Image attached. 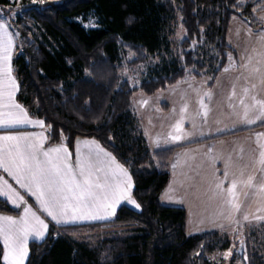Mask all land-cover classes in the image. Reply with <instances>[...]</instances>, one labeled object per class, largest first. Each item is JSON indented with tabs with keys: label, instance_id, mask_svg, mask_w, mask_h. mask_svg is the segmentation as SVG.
Listing matches in <instances>:
<instances>
[{
	"label": "trees",
	"instance_id": "obj_1",
	"mask_svg": "<svg viewBox=\"0 0 264 264\" xmlns=\"http://www.w3.org/2000/svg\"><path fill=\"white\" fill-rule=\"evenodd\" d=\"M263 5L264 0H0L18 36L13 68L19 103L44 121L50 144L72 150L85 137L110 151L130 172L140 206L135 211L123 205L108 222L53 226L43 241L29 243L26 264H215L210 256L231 248L219 231L189 235L186 210L162 202L177 147L151 148L132 100L188 79L214 82L237 57L227 38L231 22L240 19L264 32L257 17ZM178 15L184 35L177 55L136 86L123 79L121 71L170 54L178 43ZM0 211L21 213L1 197ZM121 226L131 227L128 235H115ZM102 228L113 229L112 236L73 239ZM239 250H233L232 264ZM252 253L247 264H264V253ZM2 256L0 243V264Z\"/></svg>",
	"mask_w": 264,
	"mask_h": 264
},
{
	"label": "crops",
	"instance_id": "obj_2",
	"mask_svg": "<svg viewBox=\"0 0 264 264\" xmlns=\"http://www.w3.org/2000/svg\"><path fill=\"white\" fill-rule=\"evenodd\" d=\"M257 16L264 22V5L257 11ZM0 23L7 24L12 35V45L7 52L0 44V113L13 111L32 122L14 128L0 127V136L28 137V140L21 143L42 145L41 152L61 148L63 151L60 153L50 154L53 157L59 156L77 172L81 160L90 154L95 157L99 153V167L104 171L97 175L101 183H105L106 176L110 185L107 199L102 198L104 190H98L101 201L95 206L89 205L91 215L85 212L79 219L72 220L70 213L68 217H58L61 222H57L48 215L36 196L16 183L14 174L0 167V190L11 189L9 196L0 197L21 211L19 215L0 211V217L26 221L16 226L17 229H28L26 240L23 233L13 237L16 243L22 242L27 249L23 260V264H26L29 243L43 241L53 226L61 228L108 222L115 219L118 209L123 205L135 211H140V207L133 197L134 182L130 172L97 140L79 137L72 150L65 143H49L44 121L31 116L17 100L19 85L13 59L18 40L14 39L15 34L4 19L0 18ZM227 38L237 55L233 59L237 69L230 70L226 74L228 76L218 78L221 73L213 86L208 77L183 81L153 96L139 98L135 106L144 136L153 150L177 147L170 162L171 180L162 195V202L170 207L185 209L187 222L195 215L200 224H217L213 229L225 227L227 223L241 222L237 220L245 216H255L264 206V163H261V153H264V119H257L261 106L256 105L253 99L264 101V32L253 31L241 20L234 19L229 26ZM0 41H3L2 36ZM5 56L8 57L7 61ZM6 70H10L8 75H3ZM8 76L15 82L14 88ZM8 92L12 93L11 100H8ZM5 104L19 107L9 109ZM247 120L255 122L247 123ZM7 143L11 142L0 141V146ZM233 181L237 186L229 194L228 189ZM12 191L22 199L13 196ZM26 208L31 209L27 214ZM92 216L102 218L93 219ZM37 217L47 225L46 231L37 222ZM39 232L43 235H37ZM195 233L193 231L188 234ZM0 243L3 246L2 262L8 264L4 256L9 253V249L2 236Z\"/></svg>",
	"mask_w": 264,
	"mask_h": 264
},
{
	"label": "snow or ice",
	"instance_id": "obj_3",
	"mask_svg": "<svg viewBox=\"0 0 264 264\" xmlns=\"http://www.w3.org/2000/svg\"><path fill=\"white\" fill-rule=\"evenodd\" d=\"M0 36L3 37V41H0V44L3 45L4 51L7 52L12 45V35L8 31L7 24L0 23ZM7 59L8 57L5 56V61ZM8 71L10 70H6L3 75H8ZM8 79L14 88L15 82L11 80L10 76H8ZM11 98L12 93L8 92V100H11ZM253 99L256 105L261 106L257 119H264V101ZM5 107L15 109L19 106L5 104ZM246 117L247 113H245ZM254 122L255 120H247V123ZM25 123L32 122L13 111L0 113V127L14 128ZM173 139H176V137H173ZM26 140H28V137L24 136H0V141L11 142L0 146V167L4 168L6 172L14 174L16 183L21 188L31 192L33 196H36L44 206V210L53 220L61 222L58 217H68L70 213L72 220L79 219L85 212L91 215L89 205L95 206L101 201V195L98 190L103 189L102 198H108L110 193L107 189L110 185L107 183V177L105 176V183H101V178L97 175L98 172L104 171L103 168L99 167V153H96L95 157L90 154L81 160L77 172L73 170L71 164L62 160L59 156L53 157L50 154L60 153L63 149L53 148L50 151L41 152L42 145L21 143ZM41 156L43 159H41ZM261 157V163H264V153H261ZM249 182H251V178H249ZM236 186V182L233 181L228 189L229 194L233 193ZM9 191H11L10 188ZM9 191L0 190V195L7 197L9 196ZM12 195L17 199H22L14 191H12ZM229 203L231 204L232 201L230 200ZM30 211L31 209H25L26 214ZM32 215L35 216V213H32ZM92 218L102 217L92 216ZM36 219L46 231L47 225L42 220H39L38 217ZM244 219L247 220L248 217L245 216ZM0 221H2L0 222V236L3 237L5 246L9 249V253L4 256V259L8 261V264H23L27 249L22 242L16 243L13 237L17 233H23L26 240L28 229L26 227L16 228L18 224L23 225L26 221H17L10 217H0ZM64 222L68 221L65 220ZM37 235L42 236L43 233L39 232Z\"/></svg>",
	"mask_w": 264,
	"mask_h": 264
},
{
	"label": "rangeland",
	"instance_id": "obj_4",
	"mask_svg": "<svg viewBox=\"0 0 264 264\" xmlns=\"http://www.w3.org/2000/svg\"><path fill=\"white\" fill-rule=\"evenodd\" d=\"M246 1L248 0H241V3H245ZM0 18L4 19L9 24V26L11 27V29L13 30L15 34L14 39L18 40L17 33L13 29L12 25L9 23V20H10L9 16H6L5 11H3L2 9H0ZM180 23H181L180 15H178L176 18L175 24H174L175 37L173 39L178 43H174L172 45L170 54L166 53L165 55L161 54V55L151 57L149 60V63L146 65H141L132 70L126 69L124 71H121L120 72L121 77L123 79L129 80L133 86H136L143 78L149 75L152 69L160 66L163 63V61L170 60L171 55H175V54L177 55L178 53L177 46L182 36L184 35V32L182 28L180 27ZM17 46H18V43H17ZM177 59L179 58L177 57ZM235 64H236L235 61L231 59L227 69L223 71L222 74L218 78H220L221 76H228L226 74H229L228 72L230 70H233L234 68L237 67V64L234 67ZM191 80H195V79H188L187 82ZM210 81L212 82L211 79ZM215 82L216 80L212 82L213 83L212 86L214 85ZM144 96L145 95L143 93L139 92L134 95L133 100H132L134 112L136 113L138 120H139V115L137 111L135 110L136 108L135 106H136L137 100ZM247 217H248L247 220H245L244 218L238 219L237 221L239 220H242V221L237 222V223L236 222L227 223L225 227L213 229L217 227V224H213L211 222L200 224V220H198V218L195 217V215H192L187 222V232L191 233L193 231H196L195 234L202 233L205 231L210 232L211 230L209 231L208 229H212V231H219L224 239H229L231 241L232 243L231 248L225 251H219L211 255L210 259L215 264H232L231 260L234 254L233 250L240 247V250L238 251V257L234 264H247L249 262V257H250L249 250H250L251 256H253L254 254L252 252H255V251L258 253L259 256H263V253H264V206L260 211H258L255 214V216L249 215ZM126 227L127 226H125L123 229L118 230V231L115 230V235H118V236L128 235V232H127L128 229ZM112 232H114L113 229L102 228V229L97 230L95 233L76 234L73 236V239L77 241H80L82 239L87 240V241H98L103 238L112 236L113 234ZM236 242H239V244H237ZM248 245H250V247H248Z\"/></svg>",
	"mask_w": 264,
	"mask_h": 264
}]
</instances>
